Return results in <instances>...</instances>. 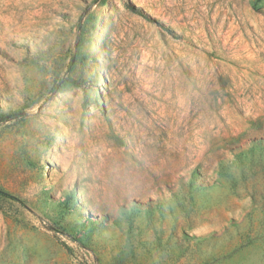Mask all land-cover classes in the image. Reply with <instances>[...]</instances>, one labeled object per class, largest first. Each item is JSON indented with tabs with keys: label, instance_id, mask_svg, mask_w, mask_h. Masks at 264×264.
Returning a JSON list of instances; mask_svg holds the SVG:
<instances>
[{
	"label": "rangeland",
	"instance_id": "rangeland-1",
	"mask_svg": "<svg viewBox=\"0 0 264 264\" xmlns=\"http://www.w3.org/2000/svg\"><path fill=\"white\" fill-rule=\"evenodd\" d=\"M0 264H264V0H0Z\"/></svg>",
	"mask_w": 264,
	"mask_h": 264
},
{
	"label": "trees",
	"instance_id": "trees-1",
	"mask_svg": "<svg viewBox=\"0 0 264 264\" xmlns=\"http://www.w3.org/2000/svg\"><path fill=\"white\" fill-rule=\"evenodd\" d=\"M2 194H4V195H6V196H11L10 194H8V193H5V192H2V191H0Z\"/></svg>",
	"mask_w": 264,
	"mask_h": 264
}]
</instances>
